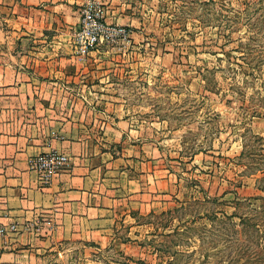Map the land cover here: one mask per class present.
Segmentation results:
<instances>
[{"label": "rangeland", "instance_id": "1", "mask_svg": "<svg viewBox=\"0 0 264 264\" xmlns=\"http://www.w3.org/2000/svg\"><path fill=\"white\" fill-rule=\"evenodd\" d=\"M88 3L125 34L82 52L72 32L83 85L171 183L106 252L66 243L60 263L264 264V0H86L79 15Z\"/></svg>", "mask_w": 264, "mask_h": 264}, {"label": "crops", "instance_id": "2", "mask_svg": "<svg viewBox=\"0 0 264 264\" xmlns=\"http://www.w3.org/2000/svg\"><path fill=\"white\" fill-rule=\"evenodd\" d=\"M85 1L0 0V264H61L66 243L106 252L128 212L170 189L156 148L83 85L70 39ZM50 152L68 162L42 184L28 162Z\"/></svg>", "mask_w": 264, "mask_h": 264}, {"label": "built area", "instance_id": "3", "mask_svg": "<svg viewBox=\"0 0 264 264\" xmlns=\"http://www.w3.org/2000/svg\"><path fill=\"white\" fill-rule=\"evenodd\" d=\"M124 34V29L103 21V14L99 7L88 3L81 9L79 23L73 31V43L83 52L95 46L115 42ZM67 162L66 155L50 152L32 157L28 167L38 173L40 183L48 184L54 174L66 166ZM10 230H14V226H11Z\"/></svg>", "mask_w": 264, "mask_h": 264}]
</instances>
